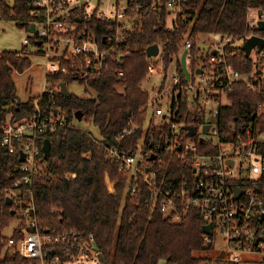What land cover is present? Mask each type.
Masks as SVG:
<instances>
[{"label":"built area","instance_id":"2783aa9c","mask_svg":"<svg viewBox=\"0 0 264 264\" xmlns=\"http://www.w3.org/2000/svg\"><path fill=\"white\" fill-rule=\"evenodd\" d=\"M157 1L152 3L154 12L160 11ZM167 7L178 15L182 10L181 0H168ZM28 8L30 36L24 40L25 46L33 43L34 54L47 59L46 76L66 72L63 63L79 59L75 82L80 83L100 77L109 60L124 61L128 55L126 37L139 23L128 14L129 0L126 5L123 0L115 3L112 0L107 3L103 0H29ZM260 12L249 15L251 29H259V22L264 21V12ZM32 26L35 31H31ZM209 37L210 43L201 36L197 42L186 38L182 55L188 50L190 78L184 74L183 79L180 73L175 76L168 99L160 93L151 96L148 110L152 113L148 118L155 128L163 130L164 147L154 134L148 136L144 132L134 150H124L118 145H106V149L120 170L128 173V194L141 192L140 183L145 181L150 190L148 205L159 208L173 223L183 221L197 210L205 226H214L211 235L205 234L206 242L216 243L220 236L227 250L236 254L232 263H237L240 253H264V131L250 125L244 129V137L237 141L221 139L219 110L224 100L240 82L253 87L256 75L243 74L238 69L233 58L240 51L231 36L212 34ZM161 54L160 48L157 57L163 61ZM150 59L154 57L149 58V75L158 67ZM194 63L196 68L192 69ZM118 76L123 78L124 72L120 71ZM61 84L49 83L46 79L44 91L37 97L34 115L18 119L11 116L3 127L0 150L17 155L19 160L22 153L25 155L8 197L18 205V218L7 231V246L30 264H106L94 235L82 231L56 233L41 226L33 186L49 167L43 151V142L48 138L44 135L55 133L60 127L74 126L66 113L55 106L63 95ZM211 103L216 109L209 112ZM182 106L191 112L204 110L205 122L193 136L186 129ZM210 113L216 123L208 118ZM206 125L210 128L204 134ZM148 128L146 125L145 131ZM138 131L133 125L118 140L125 141ZM162 153L177 157L192 173L171 183L160 182L156 165L163 163ZM153 156L156 159L152 161ZM24 187L26 191L22 190ZM237 188L242 190L239 198H236Z\"/></svg>","mask_w":264,"mask_h":264},{"label":"trees","instance_id":"16d2710c","mask_svg":"<svg viewBox=\"0 0 264 264\" xmlns=\"http://www.w3.org/2000/svg\"><path fill=\"white\" fill-rule=\"evenodd\" d=\"M28 2L15 0L11 5L8 0H0V14L27 29L31 20ZM152 3L153 0H129L128 14L139 23L126 37L128 55L123 62L109 60L100 77L83 82L95 96L61 95L55 103L56 108L66 113L69 122L82 112V120L93 122L101 138L75 126L60 127L55 133L45 134L44 138L53 144L47 159L49 167L37 179L33 191L42 228L56 233L82 231L94 235L106 264H159L161 261L202 264L204 258L198 254L213 250L214 243L205 240L206 223L200 213L193 210L183 221L173 223L159 208L148 205L150 190L145 181L140 183L141 192L128 194V173L121 171L119 164L109 157L106 145L134 150L144 132H148V136L154 134L164 147L163 130L155 128L148 118L151 94L143 90L149 77L146 51L158 44L165 69L177 59L178 71L184 79L180 58L186 38L197 42L200 36L212 34L231 36L240 51L233 58L238 69L243 74L256 75L253 87L245 82L236 84L228 94L230 104L220 108L221 139L237 141L244 137L243 131L250 125L264 131V50L257 61L246 57L243 51L250 37L264 38V31L251 29L249 22L251 13L264 12V0H181L182 10L171 29L168 0L156 2L159 12L151 9ZM98 31L101 33V26ZM33 54L28 46L22 51L0 54V137L11 116L18 119L35 113L38 98L22 102L14 79L15 73L23 74L32 67ZM72 60L63 61L66 72L47 75V81L75 82L79 59ZM195 68L194 63L192 69ZM120 71L124 72L123 78L118 76ZM189 111L186 106L181 107L188 126L198 127L205 122L204 110ZM133 125L139 131L119 141L120 135ZM146 125L149 128L145 131ZM161 157L163 163L156 165L160 182L171 183L192 173L177 157L167 153ZM19 164L17 155L0 150V264H30L8 248L6 239V231L18 218V205H9L7 199L13 182L19 177Z\"/></svg>","mask_w":264,"mask_h":264},{"label":"rangeland","instance_id":"374dc122","mask_svg":"<svg viewBox=\"0 0 264 264\" xmlns=\"http://www.w3.org/2000/svg\"><path fill=\"white\" fill-rule=\"evenodd\" d=\"M15 0H8L13 5ZM109 0H103L107 3ZM116 0H112V3ZM127 4V0H123V5ZM177 17L176 13H173L169 19V26L172 25L174 19ZM30 36V32L27 29L21 28L19 23L15 20H8L0 14V54L3 51H22L24 49V40ZM204 40L210 43L212 39L209 36L204 37ZM207 45V44H205ZM36 46L29 44V50L31 53H35ZM251 58L257 61L259 53L255 49ZM32 67L23 74L15 73L14 79L17 84L18 98L22 102H27L29 99L38 97L40 93L44 91L46 85V70L47 59L36 54H33ZM158 63L157 70L150 74L147 81L143 85V90L156 96L157 93L165 94L168 99L169 90L173 87L174 77L179 74L177 59L170 63L167 70L165 69L164 61H161L159 57L150 59ZM69 94H75L81 98H90L95 96L92 89L87 84L80 82H72L67 84ZM230 102L228 99L224 100L223 105L227 106ZM209 112L216 109V105L208 104ZM149 110V116L151 115ZM208 118L213 123H216L213 113L208 114ZM73 125L82 131L92 133L96 138H101L98 128L93 122L87 123L85 120L73 119ZM6 234L9 232L6 231ZM227 250V247L221 237H218L216 243H214V249L208 252H200L198 255L204 258L202 264H264L263 252H243L239 254L240 260L237 263H232V258L236 254L230 250H227V255L221 258V254ZM160 264H166L164 261Z\"/></svg>","mask_w":264,"mask_h":264},{"label":"water","instance_id":"95a60500","mask_svg":"<svg viewBox=\"0 0 264 264\" xmlns=\"http://www.w3.org/2000/svg\"><path fill=\"white\" fill-rule=\"evenodd\" d=\"M136 22L138 23V21H136ZM259 30L260 31H264V21H260L259 22ZM31 31H35V27L34 26L31 27ZM255 49L258 51V53H261L264 50V38L263 37L252 36L244 43L243 51L245 52L246 57H250L252 52ZM146 52H147V56L149 58L157 57L159 55V53H160V46L158 44L153 45V46L149 47ZM187 54H188V50H185L183 55H182V57H181V64H182V67H183L184 74H185L186 78L189 79L190 78V71H189L188 66H187ZM199 72H202V71H198V73ZM61 88H62L63 96H68L69 95V91H68L67 84L66 83H62L61 84ZM76 118L79 119V120H82L83 119V113L82 112H78L76 114ZM209 128H210V125H206L203 128V133L207 134ZM186 129L189 131L191 136L195 135V133L197 132V127H195V126H187ZM52 146H53V144H52V141L50 139H45L44 140V142H43V151L45 153V157L46 158L50 157L51 151H52ZM155 159H156L155 156H153L151 158L152 161L155 160ZM19 161H20V163L25 161L24 153H22L21 158H20ZM231 164L233 165L234 163L231 162ZM150 170L152 171V169H150ZM19 171H20V167L18 166L17 167V172H19ZM235 192H236V198H239L240 195L242 194V190L238 189V188L236 189ZM7 203L9 205H13V200L10 199V198L7 199ZM213 227L214 226L212 224L205 226L204 229H203L204 234L211 235ZM224 257H225V252H223L221 254V258H224ZM103 258H104V256H103Z\"/></svg>","mask_w":264,"mask_h":264},{"label":"crops","instance_id":"0c3cea01","mask_svg":"<svg viewBox=\"0 0 264 264\" xmlns=\"http://www.w3.org/2000/svg\"><path fill=\"white\" fill-rule=\"evenodd\" d=\"M161 262H163V261H161ZM161 262H160V263H161ZM164 262H165V261H164ZM160 263H159V264H160ZM165 263H166V262H165ZM166 264H167V263H166Z\"/></svg>","mask_w":264,"mask_h":264}]
</instances>
